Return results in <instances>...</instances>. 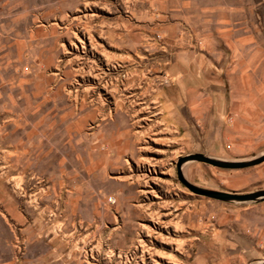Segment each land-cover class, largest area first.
<instances>
[{
  "label": "rangeland",
  "instance_id": "rangeland-1",
  "mask_svg": "<svg viewBox=\"0 0 264 264\" xmlns=\"http://www.w3.org/2000/svg\"><path fill=\"white\" fill-rule=\"evenodd\" d=\"M217 1L0 0V264H187L204 237L229 264L264 261V199L188 187L264 191V161L191 157L264 148L209 140L213 118L187 136L161 107L176 62L197 75L207 57L220 77L230 47L264 55V0L225 4L241 22L201 20Z\"/></svg>",
  "mask_w": 264,
  "mask_h": 264
},
{
  "label": "crops",
  "instance_id": "crops-1",
  "mask_svg": "<svg viewBox=\"0 0 264 264\" xmlns=\"http://www.w3.org/2000/svg\"><path fill=\"white\" fill-rule=\"evenodd\" d=\"M230 3V0L213 2V7L201 12V20L241 22L242 12H223L224 5ZM233 29L236 30L234 33H240V24L234 25ZM237 48L233 46L229 52L220 53L223 60L220 71L225 73L220 77L214 76L207 57L202 60L197 75L196 68L190 71L181 68V62H176L172 85L160 93L162 112L177 131L184 130L187 136L194 135L198 120H202L204 127L213 118L211 123L208 122L211 125L209 140L231 141L239 150L242 146L264 148V126H259L264 125V55L252 53L248 60L241 61ZM220 240L202 238L187 264H229L219 248Z\"/></svg>",
  "mask_w": 264,
  "mask_h": 264
},
{
  "label": "water",
  "instance_id": "water-1",
  "mask_svg": "<svg viewBox=\"0 0 264 264\" xmlns=\"http://www.w3.org/2000/svg\"><path fill=\"white\" fill-rule=\"evenodd\" d=\"M191 157L192 159H195L197 161H200V162H203V163L215 166V167L225 168V169L247 168V167L260 164L261 162L264 161V153L256 158L249 159V160H241V161H226V160L211 158V157H208L202 154H196ZM188 187L190 188L191 191H193L194 193L198 195H202V196L215 199L218 201H223V202H249V201H256V200L264 199V191H259V192L249 193V194H230V193H225L221 191L197 188L190 184H188ZM261 264H264V261L261 262Z\"/></svg>",
  "mask_w": 264,
  "mask_h": 264
},
{
  "label": "built area",
  "instance_id": "built-area-1",
  "mask_svg": "<svg viewBox=\"0 0 264 264\" xmlns=\"http://www.w3.org/2000/svg\"><path fill=\"white\" fill-rule=\"evenodd\" d=\"M109 201L111 202V201H112V199H109Z\"/></svg>",
  "mask_w": 264,
  "mask_h": 264
}]
</instances>
